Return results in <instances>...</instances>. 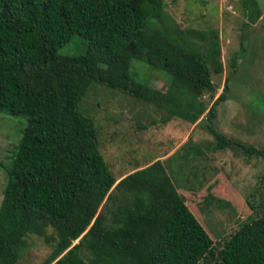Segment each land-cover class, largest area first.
Masks as SVG:
<instances>
[{"label": "trees", "instance_id": "1", "mask_svg": "<svg viewBox=\"0 0 264 264\" xmlns=\"http://www.w3.org/2000/svg\"><path fill=\"white\" fill-rule=\"evenodd\" d=\"M75 36L86 53L60 55ZM194 37L207 43L205 53ZM206 38L175 28L164 0H0V112L26 119L0 204V264H18L30 235L53 244L44 264H200L209 256L216 244L164 163L116 184L95 123L79 110L98 84L167 113L144 129L175 117L195 124L208 109L200 97H215L210 65L222 71L219 42ZM244 51L241 42L237 56ZM133 61L169 75L166 92L139 82L129 71ZM229 79L205 115L214 149L264 160V149L216 128ZM104 201L113 202L109 224L99 213ZM247 204L260 214L219 248L222 264H264V211Z\"/></svg>", "mask_w": 264, "mask_h": 264}, {"label": "rangeland", "instance_id": "2", "mask_svg": "<svg viewBox=\"0 0 264 264\" xmlns=\"http://www.w3.org/2000/svg\"><path fill=\"white\" fill-rule=\"evenodd\" d=\"M164 1L165 12L175 28L197 31L207 37L206 41L219 42L222 71L215 73V67L210 65L215 97L211 99L208 94L200 97L209 109L230 76L227 100L217 106V130L227 138L264 149V0L255 3L251 0ZM213 32L218 33L217 39H210ZM192 41L202 53L208 50L207 43L201 39L194 37ZM241 42L245 51L237 56ZM85 53L86 43L77 36L59 51L60 55L68 56ZM129 71L152 89L166 92L169 88L171 78L161 70L133 61ZM208 109L195 124L175 117L166 124L144 129V125L161 120L167 113L94 84L79 110L94 121L99 150L116 184L162 159L178 193L188 197L190 211L205 225L204 230L216 244L200 264H222L219 248L241 225L260 214L250 210L247 202L264 211V160L237 148L215 150L216 141L206 129ZM25 126L24 117L0 112V204ZM112 205L113 202L104 201L99 209L107 217V224ZM51 235L53 231L49 228L47 236ZM77 243L78 240L74 241L72 246ZM52 245L43 237L30 235L18 264H44L52 253ZM79 255L85 262L90 257L85 249Z\"/></svg>", "mask_w": 264, "mask_h": 264}, {"label": "crops", "instance_id": "3", "mask_svg": "<svg viewBox=\"0 0 264 264\" xmlns=\"http://www.w3.org/2000/svg\"><path fill=\"white\" fill-rule=\"evenodd\" d=\"M161 161H162V159H161Z\"/></svg>", "mask_w": 264, "mask_h": 264}]
</instances>
